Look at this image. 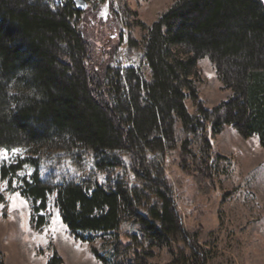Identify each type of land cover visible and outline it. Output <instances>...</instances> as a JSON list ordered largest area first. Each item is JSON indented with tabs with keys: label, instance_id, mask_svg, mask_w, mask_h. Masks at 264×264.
Returning a JSON list of instances; mask_svg holds the SVG:
<instances>
[{
	"label": "trees",
	"instance_id": "obj_1",
	"mask_svg": "<svg viewBox=\"0 0 264 264\" xmlns=\"http://www.w3.org/2000/svg\"><path fill=\"white\" fill-rule=\"evenodd\" d=\"M56 1L0 0V147L67 140L94 152L125 151L140 170L146 150L172 148L177 121L186 135L205 131L209 121L210 131L201 135L203 150L211 147L209 136L225 125L243 138L257 135L264 148V0H174L151 26L143 27L147 77L141 68H128L121 77L109 66L111 54L106 59L105 53L91 54L77 24L82 11L72 0ZM170 45L183 48L188 59L173 58ZM203 57L214 65L223 89L231 92L212 109L204 107L191 82L185 93L179 79L180 71ZM188 97L196 115L186 108ZM188 143L186 138L183 146ZM213 161L210 156L209 164ZM26 164L34 171L18 190L31 200L33 212L44 210L48 195L55 193L62 223L83 242L86 232L115 236L122 211L133 214L156 242L183 232L166 191L155 190L159 205L148 207L135 187L121 182L54 184L40 177L37 157L3 165L0 179L11 187V179ZM138 175L149 181L145 172ZM137 206L148 218L134 211Z\"/></svg>",
	"mask_w": 264,
	"mask_h": 264
},
{
	"label": "rangeland",
	"instance_id": "obj_2",
	"mask_svg": "<svg viewBox=\"0 0 264 264\" xmlns=\"http://www.w3.org/2000/svg\"><path fill=\"white\" fill-rule=\"evenodd\" d=\"M86 1L77 24L89 40L91 54L105 53L103 59L111 54L109 66L121 77L128 68H141L147 77L141 45L143 27L151 26L174 0ZM170 52L175 59H188L178 45H170ZM179 75L183 91L188 93L186 85L191 82L207 109L231 95L223 89L208 57L197 59ZM185 105L190 114H197L189 97ZM204 126L205 131L186 135L177 121L172 148L146 150V162L140 170L125 151L94 152L67 140L0 147V168L18 159L37 157L40 177L52 179L54 184L99 181L112 186L121 182L135 187L148 207L159 205L155 190L166 191L183 228L182 233L156 242L133 214L122 211L115 236L86 232L82 235L87 242H83L62 223L55 193L48 195L44 210L33 212L31 200L18 190L22 179L29 180L34 171L26 164L11 179L12 188L0 179V252L4 264H102L91 248L105 264H264V148L257 135L243 138L235 127L225 125L219 134L209 136L211 147L203 150L201 135L210 131L211 122L205 121ZM186 138L190 143L183 146ZM210 156L216 159L212 165ZM138 171L145 172L149 181ZM134 211L148 218L144 209L137 206ZM40 221L42 224L36 226ZM119 242L126 247H120Z\"/></svg>",
	"mask_w": 264,
	"mask_h": 264
},
{
	"label": "water",
	"instance_id": "obj_3",
	"mask_svg": "<svg viewBox=\"0 0 264 264\" xmlns=\"http://www.w3.org/2000/svg\"><path fill=\"white\" fill-rule=\"evenodd\" d=\"M74 8L77 10H85L87 7V1L86 0H72Z\"/></svg>",
	"mask_w": 264,
	"mask_h": 264
},
{
	"label": "built area",
	"instance_id": "obj_4",
	"mask_svg": "<svg viewBox=\"0 0 264 264\" xmlns=\"http://www.w3.org/2000/svg\"><path fill=\"white\" fill-rule=\"evenodd\" d=\"M56 1V0H55Z\"/></svg>",
	"mask_w": 264,
	"mask_h": 264
}]
</instances>
